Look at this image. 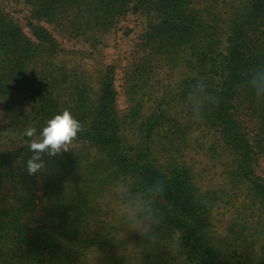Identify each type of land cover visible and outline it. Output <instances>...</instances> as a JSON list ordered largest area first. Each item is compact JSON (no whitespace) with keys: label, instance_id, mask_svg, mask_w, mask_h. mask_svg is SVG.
<instances>
[{"label":"trees","instance_id":"obj_1","mask_svg":"<svg viewBox=\"0 0 264 264\" xmlns=\"http://www.w3.org/2000/svg\"><path fill=\"white\" fill-rule=\"evenodd\" d=\"M22 1L32 36L0 5V125L5 114L8 133L0 139V264H264V178L256 172L264 98L247 83L264 65V0L228 9L207 0ZM129 14L150 23L122 116L115 66L87 72L42 22L73 34L93 57L98 35ZM164 65L181 66L178 83L156 79ZM197 85L204 92L194 116ZM64 108L80 131L29 174L25 129L38 133ZM206 180L217 184L205 188ZM156 182L162 223L148 238L126 229L111 200Z\"/></svg>","mask_w":264,"mask_h":264},{"label":"rangeland","instance_id":"obj_2","mask_svg":"<svg viewBox=\"0 0 264 264\" xmlns=\"http://www.w3.org/2000/svg\"><path fill=\"white\" fill-rule=\"evenodd\" d=\"M235 2L236 0H207L209 6L227 9ZM0 5L5 12L11 14L13 18L19 22L26 35L32 36V31L29 26L31 21V10L22 0H0ZM155 21V19L152 20V22ZM149 23L148 17L142 14H129L127 17L122 18L109 33L103 36L98 35V42L96 44L98 49L94 51L93 57H90L87 53L89 51L92 52L90 46L83 41L72 39L73 34H64L44 22H42V25L48 27L55 35L59 44L66 50V54L69 55L67 58H75L76 62L87 72L94 74L97 70L106 69V67L111 65L115 66L118 109L120 114L125 116L128 114L129 107L131 106L126 94L128 85L127 75L137 58L143 54L142 40L144 34L148 30ZM183 71L181 66L178 65H164L160 69L158 68L156 79L162 85H174L178 83ZM5 118V114H2L1 119H3V122L2 125H0V139L6 137L8 134L4 127ZM192 154H194L196 160H203L201 155H197V153ZM197 162L200 161H196V163ZM203 168L204 167H200V169ZM256 172L264 178V158L260 159L256 167ZM216 184V180H206L205 188L209 185ZM112 199V204L117 201L113 196ZM237 259L234 260V263L241 262V259Z\"/></svg>","mask_w":264,"mask_h":264},{"label":"clouds","instance_id":"obj_3","mask_svg":"<svg viewBox=\"0 0 264 264\" xmlns=\"http://www.w3.org/2000/svg\"><path fill=\"white\" fill-rule=\"evenodd\" d=\"M247 83L257 98H264V65H257L250 70ZM203 92L204 86L197 85L189 93L194 116L200 114ZM80 129V121L69 108H64L49 117L38 133L33 127L26 128V135L33 137L29 144L31 155L26 160L28 173L34 174L42 169L45 154L56 156L62 150L66 151L67 144L77 136ZM163 191L164 186L156 182L145 186V194L133 195L130 192L118 194L117 204L126 229L137 231L148 238L155 236L156 228L162 220L154 198Z\"/></svg>","mask_w":264,"mask_h":264}]
</instances>
